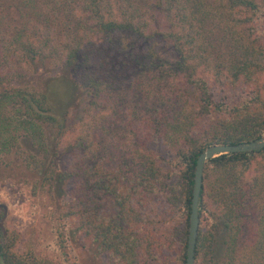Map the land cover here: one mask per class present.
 <instances>
[{"label":"trees","instance_id":"16d2710c","mask_svg":"<svg viewBox=\"0 0 264 264\" xmlns=\"http://www.w3.org/2000/svg\"><path fill=\"white\" fill-rule=\"evenodd\" d=\"M60 64L86 97L59 136L73 229L100 264H184L196 157L264 136V0H0V155L43 149L48 98L12 85ZM201 175L193 264H264V148ZM17 241L0 264H48Z\"/></svg>","mask_w":264,"mask_h":264},{"label":"rangeland","instance_id":"374dc122","mask_svg":"<svg viewBox=\"0 0 264 264\" xmlns=\"http://www.w3.org/2000/svg\"><path fill=\"white\" fill-rule=\"evenodd\" d=\"M12 86L44 93L55 124H41L43 149L21 137L15 153L0 155V204L5 207L4 212L0 207L1 231L4 236L17 234L18 253L30 252L48 264H100L94 246L73 229L59 201L63 189L60 174L67 162L65 139L60 141L59 136L80 113L85 93L65 64L33 68ZM225 96L228 102L247 97L239 89ZM46 176L49 181H44ZM211 226L219 235L218 222L210 219L207 228Z\"/></svg>","mask_w":264,"mask_h":264},{"label":"water","instance_id":"95a60500","mask_svg":"<svg viewBox=\"0 0 264 264\" xmlns=\"http://www.w3.org/2000/svg\"><path fill=\"white\" fill-rule=\"evenodd\" d=\"M264 148V136L252 141V142H241L233 145H225V144H213L207 146L203 149L198 156L196 157L194 164V182L192 183L191 188V198L189 205V222H188V232H187V241H186V261L184 264H193L194 261V242L196 235V227L198 222V193L200 184L202 182V168L205 163L209 160L226 154H233L236 152H257ZM2 211H5V207L3 204H0ZM4 235V232H2Z\"/></svg>","mask_w":264,"mask_h":264}]
</instances>
